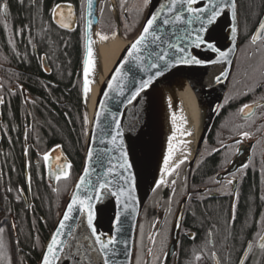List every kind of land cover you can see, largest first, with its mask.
I'll return each mask as SVG.
<instances>
[{
    "label": "trees",
    "instance_id": "1",
    "mask_svg": "<svg viewBox=\"0 0 264 264\" xmlns=\"http://www.w3.org/2000/svg\"><path fill=\"white\" fill-rule=\"evenodd\" d=\"M4 2L8 16L0 17V264H37L82 163L87 132L83 39L79 29L69 32L53 24L39 0H0ZM237 2L244 38L262 13L264 0ZM56 145L72 167L70 179L53 185L43 155ZM244 215L243 209L241 220ZM218 218L226 224L223 206L218 211L213 205L199 216L207 225ZM243 232L239 224L238 235Z\"/></svg>",
    "mask_w": 264,
    "mask_h": 264
},
{
    "label": "flooded vegetation",
    "instance_id": "2",
    "mask_svg": "<svg viewBox=\"0 0 264 264\" xmlns=\"http://www.w3.org/2000/svg\"><path fill=\"white\" fill-rule=\"evenodd\" d=\"M39 3L47 10L53 24L50 9L56 3H70L75 14L73 30L82 32L84 44L86 0H39ZM119 3L120 0H98L97 32L111 39L117 38L120 31L121 38L127 42L139 31L147 8L143 7V0H124L123 9ZM263 13L264 9L244 38L239 25V44L232 74L195 160L191 165L188 161L180 164L167 177V184L156 188L146 201L137 226L132 264H136L137 257L149 259L146 251L153 245L148 236L157 230L159 235L154 250L159 253L163 245L171 253L167 264H214L215 260L219 264H238L249 242L253 243V248L245 264H264V250L259 248L256 236L258 232L264 234V224L260 223L264 216V107H253L251 118H245L239 112L243 104L253 101L264 105V35L257 43L251 42ZM133 31L136 33L130 37ZM244 131L251 134L250 138L240 134ZM233 162L236 167L231 175L227 174ZM49 179L54 177L50 175ZM229 179L233 180L232 185L227 184ZM172 180L176 183L172 184ZM53 183L55 185L57 181ZM26 190L30 205V189L26 187ZM22 198L26 199L23 193ZM182 204L177 241L171 247L175 217ZM213 205L218 211L223 206L226 224L219 218L213 225L200 221L201 213ZM243 209L245 215L241 220ZM239 224L244 227L242 235H238ZM197 255L201 257L198 261Z\"/></svg>",
    "mask_w": 264,
    "mask_h": 264
},
{
    "label": "snow or ice",
    "instance_id": "3",
    "mask_svg": "<svg viewBox=\"0 0 264 264\" xmlns=\"http://www.w3.org/2000/svg\"><path fill=\"white\" fill-rule=\"evenodd\" d=\"M23 4L24 0H20ZM152 0H143V7L147 8ZM88 15H92L93 0H86ZM119 7L124 8V0H120ZM101 13L104 8L101 6ZM53 19L63 29H69L74 21V11L70 3L62 4L56 3L51 9ZM230 23L227 25L230 37L232 38L233 45L238 35V3L237 0H165L159 4V7L149 13L146 18L142 30L139 36L130 43L127 47V57L122 58L123 63L114 69V74L111 76L110 81L107 83L109 89L114 88V82L119 85V93L123 95L124 84L123 81L128 79L129 73L136 69L141 72L155 71L147 77V79L141 78L139 87L135 88V91L131 94V99L128 103H132L136 100L140 94L152 85L155 78L163 76L165 72L177 65H224L230 63L229 56L232 52V48L228 50H222L218 45L214 37L210 36V33L219 25L220 19L223 16L229 15ZM8 5L6 2L0 4V17L7 19ZM93 25V20L87 21V27L85 29L86 37V57L83 61V94L85 102H87L89 93L91 91L90 85L94 82L90 79V75L94 72L96 67V60L93 57V40L91 37L90 29ZM101 40H107V35L96 33ZM264 35V19L259 22L257 31L251 37V42L255 44L257 40ZM190 49L207 50L214 54V57L204 59L198 57ZM128 66L125 70V66ZM227 73L223 68L220 69L219 75H214L213 79L216 82H220L222 76H226ZM264 86V85H262ZM104 95H107L105 92ZM3 98L0 97V104H3ZM102 107V104H101ZM253 107H264V105L253 101L251 104H243L239 109V112L245 118H251L254 115ZM102 112L97 111L95 124L100 127V118ZM111 120L105 117L104 127L101 128V132L111 130L113 122L116 129H119V121L116 120L115 114H110ZM183 119V118H181ZM176 117H173L175 122ZM84 124H88L87 115L84 117ZM179 131V129H178ZM106 134L111 135L110 131ZM244 138H250V133L244 131L240 133ZM122 133L116 131L115 135H111V143L116 144L117 138ZM181 135H191V132H181ZM175 136L169 139L168 155L164 157V174L172 175V173L179 168L180 164L184 161L181 160L173 166H169L174 156V146L172 140ZM104 141L101 140V143ZM240 143V141H236ZM61 146L56 145L59 149ZM120 148L123 149V142L120 143ZM55 149L53 150V152ZM105 150L101 149L96 153V160L99 164L103 165ZM93 151L89 148L86 159L91 163L93 160ZM52 156L51 152L43 155V160L47 163ZM56 160H60V156L55 157ZM120 163L119 169L123 170L117 172V165H112V161L108 160V167L103 177L96 176V180L90 179L93 172L96 171L92 168L90 172L89 167L86 166L83 170V175L80 176L79 181L76 184V190L73 192L70 203H68L66 211L63 214L62 219L58 223L54 234L52 235L50 242L47 244L43 253L41 264H63L64 261L71 260L73 264H122L118 259L120 255L126 258L131 255L127 248V240L124 238L126 230V216L122 218L123 214H133L136 208L133 206L136 201V176L132 173L131 169L133 165L129 162L127 151H120ZM71 164L67 163L59 165L57 170L51 173V176L59 182L62 179H70ZM247 167V165H245ZM231 175V173H230ZM112 176L113 179H107ZM118 177V180L115 179ZM220 183V181H216ZM172 184L176 181L172 180ZM167 181L163 178L156 184V188L161 185H166ZM228 185L233 184V180H227ZM113 186L115 190H113ZM155 191V189H153ZM81 192L84 193L83 197ZM94 193V194H93ZM111 196L116 198L117 203L122 207V213H117L114 217L115 235L104 234L98 232L94 220L96 218L95 205L93 201L102 200L104 196ZM129 209L131 212H129ZM86 213V224L83 221H78L77 217ZM235 221V213L232 217ZM72 221L69 225L67 222ZM260 223L264 224V216L261 217ZM176 226H180L179 218L177 219ZM155 227V224H153ZM67 229V231H65ZM4 229L0 228V249L4 247L3 244ZM159 235V230L150 234L148 239L151 241L153 247L147 248L146 255L149 259L136 258V264H167L170 252L166 251L162 245L160 252L156 253L154 246L156 244V237ZM191 235V234H189ZM68 237V239H62V237ZM211 236V232L209 233ZM258 246L261 250H264V234L257 233ZM193 239L195 237H192ZM209 243L211 241L209 240ZM117 245H125L124 248H118ZM253 248V243L249 242L247 245V251L240 259L239 264H245L248 260V254ZM215 256V253H213ZM0 259H3L0 255ZM198 261L201 259L199 255L195 257ZM216 264H219L217 260Z\"/></svg>",
    "mask_w": 264,
    "mask_h": 264
},
{
    "label": "water",
    "instance_id": "4",
    "mask_svg": "<svg viewBox=\"0 0 264 264\" xmlns=\"http://www.w3.org/2000/svg\"><path fill=\"white\" fill-rule=\"evenodd\" d=\"M165 2V0H152V3L149 4L146 10L145 17L143 22L139 28V31L136 35L129 41H124L121 38L120 31H118L117 39L121 41L124 46L120 53L118 54L117 58L106 72V74L102 77L100 82H97L95 85V93H94V104L91 115L85 109V97L83 94V109L87 115L88 124H87V132H86V139L84 145V151L82 154V163L81 167L76 175L72 188L65 200L63 208L60 214L57 217V220L44 244V247L40 253L39 259L37 264H41V259L47 244L50 242L52 235L54 234L56 228L58 227L59 221L62 219L64 212L66 211L68 203H70V198L73 192L76 190V184L79 181L81 175H83V170L86 166L89 167L90 172L92 168H95L96 171L92 173L90 179L93 181L96 180V176L100 175L103 177L105 170L110 167L111 165L108 164V160L112 161V165H117L116 171L121 172L123 170L119 169L118 164L120 161V151L124 150L128 153L129 162L133 165L131 171L136 176V201L134 202V207L136 208L135 213L133 214H123L122 218L126 216V230L124 234V238L127 240V248L131 255L129 257H125L120 255L118 259L122 262V264H132L133 254H134V244L136 238V231L139 222V218L142 212V209L150 197V195L154 192L153 189H156V184H154L151 176L152 170V158H153V143L151 142V121H150V98H152V92L150 87L143 91L140 96L133 100L132 103H128V100L131 99V94L135 91L136 87H139V82L141 78L147 79L149 75H151L155 69L151 70L150 72H141L136 69H133L132 73H129L128 79L123 81L124 89L123 95L119 93V85L114 82V88L109 89L107 87V83L110 81L111 76L114 74V69L118 67L121 63H123L122 58L127 57V47L130 45L132 41H134L140 34L142 27L146 18L148 17L149 13L154 12L158 7L159 4ZM238 3V2H237ZM97 4L98 0H93V9L92 15H88L87 4L85 5V15H84V44H83V58L81 64V72H82V84H83V61L86 57V37H85V29L87 27V21L89 19L93 20V25L90 29L92 39L95 38L97 33V26H98V15H97ZM264 19V13L260 19V21ZM52 21L54 24L59 26L56 21L52 17ZM75 21V17H74ZM259 21V22H260ZM230 23V13L229 15L223 16L220 19L219 25L214 29L212 33H210L211 37H214L217 45L222 50H228L232 48V52L229 56L230 63H226L224 65H177L168 71H179L187 75L194 86L197 96L201 104L205 107V115L203 120V125L201 129L200 136L197 140L195 150L191 160H189V164L191 165L192 162L195 160L200 147L208 134L211 126L215 120L217 115V111L220 107V104L224 98L235 58L238 51V44H239V14L237 16V23H238V35L235 39V44L233 45L232 38L230 37L227 25ZM75 22L71 25V27L67 30L74 29ZM259 25V23H258ZM258 25L253 34L256 33ZM263 36V35H262ZM262 36L257 40V42L262 38ZM256 42V43H257ZM194 52L198 57L208 59L210 57H214V54L208 52L207 50H200V49H190ZM93 57L95 60H98L97 55L93 53ZM43 67L48 72L47 65L45 61L42 59ZM127 65L125 66V70L127 69ZM223 68L224 71L227 73L226 76H222L220 82H216L213 77L214 75L220 74V69ZM107 95H104V93ZM102 104V107H101ZM97 111L102 112L100 118V127H97L95 124L96 120V113ZM115 114L116 120L119 121V129H116L115 123L113 122L111 130H106L111 132V135H115V132L118 130L122 133L120 137L117 138L116 144H112L111 135L106 134V132H101V128L104 127V120L107 117L111 120V115ZM101 140L104 142L101 143ZM123 142V149L120 148V143ZM89 148L93 151V160L89 164L86 159L87 152ZM55 151L53 152V150ZM101 149L105 150L104 153V161L103 165L99 164L96 160V153L100 152ZM49 152L52 153L50 160L45 163L46 169V176L48 180L52 183L55 179H49L51 173L57 170L59 165H64L69 163V160L64 155L61 148L57 149L56 147L50 150ZM60 156V160H56L55 157ZM236 165L233 162L227 170V174L231 173L235 169ZM24 173H25V181L26 187L29 189V181H28V173H27V162L25 159L24 163ZM169 175L166 176V178ZM165 178V180H166ZM107 179H113L112 176L107 177ZM118 180V177H115ZM54 184V183H53ZM113 190L115 187L113 186ZM83 197L84 193H80ZM94 194V193H93ZM30 200V197L28 195ZM95 205V212L96 218L94 220V224L100 233L104 234H111L115 235V228L114 225V217L117 213H122V207L117 203L116 198L105 195L102 200L93 201ZM129 212L131 210L129 209ZM182 212H183V204L181 205L174 221L173 225V235H172V244L175 245L177 241V236L179 232V227L176 226L177 219L179 218V222L181 224L182 219ZM78 221H83L86 224V213L81 214L77 217ZM69 225L72 224V221L67 222ZM67 231V229L65 230ZM62 239H68V237H62ZM118 248H124L125 245H117ZM247 251H244V253ZM243 253V255H244ZM241 256V258L243 257ZM240 258V259H241ZM240 261V260H239ZM216 260L214 264H216ZM63 264H73L71 260L64 261ZM239 264V262H238Z\"/></svg>",
    "mask_w": 264,
    "mask_h": 264
},
{
    "label": "bare ground",
    "instance_id": "5",
    "mask_svg": "<svg viewBox=\"0 0 264 264\" xmlns=\"http://www.w3.org/2000/svg\"><path fill=\"white\" fill-rule=\"evenodd\" d=\"M92 40L93 53L97 55L98 60L94 72L90 75L94 82L90 85L91 91L85 102V109L89 115L93 109L96 83L101 81L124 46L117 38L101 40L96 35ZM149 87L153 95L150 98L149 115L153 143L151 176L154 184H157L161 178L165 179L167 176L163 171L165 167L163 161L168 155L171 137L175 136L172 140L174 156L169 166L181 160L184 162L191 160L201 133L205 107L199 101L189 77L179 71L165 72L163 76L155 78ZM181 132H191V135H181Z\"/></svg>",
    "mask_w": 264,
    "mask_h": 264
},
{
    "label": "rangeland",
    "instance_id": "6",
    "mask_svg": "<svg viewBox=\"0 0 264 264\" xmlns=\"http://www.w3.org/2000/svg\"><path fill=\"white\" fill-rule=\"evenodd\" d=\"M112 1V0H111ZM137 27H138V24H137V26L135 27V31L137 30ZM135 31H133L129 36L131 37V36H133L136 32Z\"/></svg>",
    "mask_w": 264,
    "mask_h": 264
}]
</instances>
